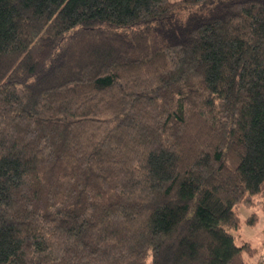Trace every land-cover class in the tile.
<instances>
[{"label":"trees","instance_id":"trees-1","mask_svg":"<svg viewBox=\"0 0 264 264\" xmlns=\"http://www.w3.org/2000/svg\"><path fill=\"white\" fill-rule=\"evenodd\" d=\"M241 207L264 0H0V264H248Z\"/></svg>","mask_w":264,"mask_h":264},{"label":"rangeland","instance_id":"rangeland-1","mask_svg":"<svg viewBox=\"0 0 264 264\" xmlns=\"http://www.w3.org/2000/svg\"><path fill=\"white\" fill-rule=\"evenodd\" d=\"M186 16V15H185ZM241 225L237 230H231L239 245H248L250 249L244 254L248 264H264V210H253L241 207L239 210ZM252 222L251 223H249Z\"/></svg>","mask_w":264,"mask_h":264}]
</instances>
